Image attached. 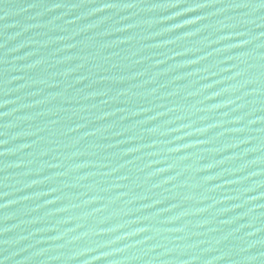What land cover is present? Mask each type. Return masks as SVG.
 <instances>
[{
	"label": "water",
	"instance_id": "95a60500",
	"mask_svg": "<svg viewBox=\"0 0 264 264\" xmlns=\"http://www.w3.org/2000/svg\"><path fill=\"white\" fill-rule=\"evenodd\" d=\"M0 264H264V0L0 40Z\"/></svg>",
	"mask_w": 264,
	"mask_h": 264
}]
</instances>
